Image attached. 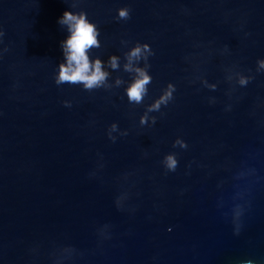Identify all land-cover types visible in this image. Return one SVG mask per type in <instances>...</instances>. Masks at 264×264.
<instances>
[{"label":"water","instance_id":"95a60500","mask_svg":"<svg viewBox=\"0 0 264 264\" xmlns=\"http://www.w3.org/2000/svg\"><path fill=\"white\" fill-rule=\"evenodd\" d=\"M0 264H264V0H0Z\"/></svg>","mask_w":264,"mask_h":264}]
</instances>
